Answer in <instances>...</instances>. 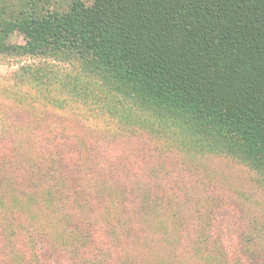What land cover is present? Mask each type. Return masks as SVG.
Masks as SVG:
<instances>
[{"label": "trees", "instance_id": "1", "mask_svg": "<svg viewBox=\"0 0 264 264\" xmlns=\"http://www.w3.org/2000/svg\"><path fill=\"white\" fill-rule=\"evenodd\" d=\"M65 5L0 0V57L77 66L106 94L181 126L264 176V0ZM14 33L26 43L11 44ZM35 74L29 82L42 79ZM3 113L0 264H48L62 256L91 261L90 255L104 264H133L163 200L154 191L158 181L136 179L140 159L120 147L126 139L85 136L56 113L33 117L22 105ZM42 194L49 197L46 209L20 206ZM209 232L203 238L211 264H231ZM257 236L264 254V229ZM93 244L101 247L92 250Z\"/></svg>", "mask_w": 264, "mask_h": 264}, {"label": "rangeland", "instance_id": "2", "mask_svg": "<svg viewBox=\"0 0 264 264\" xmlns=\"http://www.w3.org/2000/svg\"><path fill=\"white\" fill-rule=\"evenodd\" d=\"M53 1L62 7L70 0ZM9 42L24 45L26 40L14 33ZM24 67L30 68V74L26 75ZM36 72L42 79L29 82ZM21 105L33 117L56 113L85 136L97 132L126 139L120 147L140 159L135 165L139 168L136 179L159 182L154 191L162 197L163 207L160 214L153 210L146 242H130L137 244L133 264H211L203 238L211 229L225 246L231 264H263V240L257 235L264 229V176L247 163L209 148L181 126L158 121L118 96L106 94L77 66L1 56L0 124L3 111ZM36 204L49 207L48 195L32 196L20 206L34 211ZM100 247L91 245L92 250ZM96 256L73 262L62 256L48 264H104Z\"/></svg>", "mask_w": 264, "mask_h": 264}]
</instances>
